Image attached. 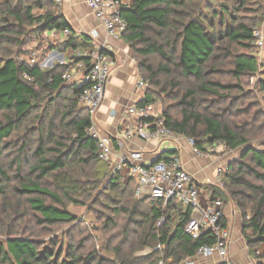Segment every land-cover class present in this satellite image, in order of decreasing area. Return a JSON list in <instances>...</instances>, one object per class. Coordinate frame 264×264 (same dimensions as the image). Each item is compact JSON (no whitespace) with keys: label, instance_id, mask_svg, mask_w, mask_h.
<instances>
[{"label":"trees","instance_id":"16d2710c","mask_svg":"<svg viewBox=\"0 0 264 264\" xmlns=\"http://www.w3.org/2000/svg\"><path fill=\"white\" fill-rule=\"evenodd\" d=\"M249 1L222 0L217 11L203 0H133L120 9L127 23L121 38L132 51L141 78L148 74L146 79L154 85L159 73L171 74L175 69L181 77L198 81L182 96L180 119L166 111L159 115L165 127L193 139L200 152L215 143L236 149L249 140L219 115L196 111L198 91L220 95V89L232 88L205 77L217 70L213 68H218L224 39L243 47L255 39L254 27L239 21ZM34 9L42 12L34 13ZM65 28L69 34L50 43L47 50L76 49L82 45L79 38L84 43L88 36L77 35L51 0H0V235L5 237V242L0 241V264H104L110 258L115 264H159L161 260L179 264L194 256L201 245L212 244L214 237L209 232L196 239L185 234L188 207L175 199L165 204L138 198L136 181L112 173L109 163L98 158L97 141L88 132L92 121L76 99L83 86L65 84L62 79L68 67L81 61L87 67L89 59L42 68L35 60L29 64L27 51L5 48L21 46L27 36L39 39L45 32ZM100 51L112 57L108 50ZM155 55L160 57L156 68L147 59ZM257 70L253 55L236 56L233 72L237 77ZM261 89L264 92V82ZM63 91L71 96L61 106L57 101ZM139 103L154 105L149 86ZM7 154L8 162H4ZM167 154L161 153L156 160L170 158ZM103 182L115 192L111 199L115 206L98 229L97 246L87 248L83 221L67 209V203L83 204ZM208 188L210 199L236 203L249 254L255 264H263L256 249L264 244V148H245L238 163L227 164L222 186ZM161 215L164 221L158 224ZM32 222L46 227L75 224L76 228L62 232L67 243L54 252L34 237Z\"/></svg>","mask_w":264,"mask_h":264},{"label":"built area","instance_id":"2783aa9c","mask_svg":"<svg viewBox=\"0 0 264 264\" xmlns=\"http://www.w3.org/2000/svg\"><path fill=\"white\" fill-rule=\"evenodd\" d=\"M51 1L55 7L59 8L64 0ZM85 3L104 26L109 36L121 37L127 27L126 21L120 16L122 0H85ZM61 32L63 40L70 31L65 28ZM253 36L257 40V44L262 45L264 36L262 29L254 27ZM70 51L71 57L60 63H67L73 59H89L87 67L83 61L78 62L74 67H68L62 75V79L83 86L76 95V99L80 106L87 109L92 121L88 132L97 141L98 158L109 163L112 173L120 174L126 179L133 178L136 181L135 195L138 198L159 199L165 204L175 199L184 207H188L190 216L184 226L185 234L196 239L199 235L209 232L214 237L212 244L201 245L194 256L182 260L179 264H196L197 258L212 257H215L212 264H236L230 259L228 253L231 230L224 213V200L215 198L203 202L197 178L181 166L178 157L159 159L145 164L143 153L140 150L125 149V140L133 136L143 140L158 139L160 141L175 140L182 135L163 125V119L156 114L151 103L140 104L139 102L128 106L127 114L133 123L132 126L124 130L120 138L114 141L109 135L99 132L93 125V117L103 101L104 89L110 73V58L98 47L89 50L76 48L70 49ZM33 62L34 60H31L29 64ZM80 69H83L84 73L79 76ZM147 86V81L142 78L137 79V88L145 90ZM187 141L194 147L193 139L187 137ZM215 145L221 144L215 143ZM115 147L118 152L112 157ZM207 152L213 153L215 148L210 147ZM226 168L227 165L216 168L215 185L218 187L222 186V177ZM163 221L164 215H161L157 222L161 224ZM156 249H161V246L157 245ZM159 264H164L163 260L159 261Z\"/></svg>","mask_w":264,"mask_h":264},{"label":"rangeland","instance_id":"374dc122","mask_svg":"<svg viewBox=\"0 0 264 264\" xmlns=\"http://www.w3.org/2000/svg\"><path fill=\"white\" fill-rule=\"evenodd\" d=\"M204 1L211 3L212 8L218 11V5L222 0H203V2ZM246 7L247 8L241 10L240 15H242V17L239 21L249 24L252 27L262 29L264 34V0H251L247 2ZM33 12L38 13L42 11L34 9ZM216 21L217 18H215V22ZM49 44L50 42L44 37V34L39 37V39L33 38L31 35L25 37V42L21 46L10 44L6 45L5 48L13 52L17 50L27 51L29 55L27 58L28 61L35 60L42 68H51L55 67L58 63L55 62L51 64L48 61L44 64L47 58L45 54L51 52V50H47ZM218 53V68H213L217 69L214 72H208L205 79L218 81L225 85L228 84L231 85L232 88L230 90L220 89V95H215L206 91H198L196 111L204 115H219L221 120L228 122L237 132L249 138L244 145L236 149L226 148L221 144L223 152H230L231 160L238 163L245 148H264V92L261 89V84L264 82V36L262 45L257 44V40L253 39L248 47H243L238 43H229L224 39ZM238 54L253 55L256 59L258 70L255 73L245 72L237 77L233 72V68L234 60ZM0 55H2V53H0ZM147 59L154 68L160 63V57L158 55L150 56ZM169 67L173 69V65L171 66L170 64ZM147 76L148 74H146L144 78L142 77V79H145L150 87V95L154 102L153 106L156 114L159 115L160 111H166L172 118L180 119L184 109L181 103L182 96L188 87L198 85V81L193 78L181 77L179 72L175 69L171 74L163 71L159 73L156 77L157 83L154 85H151L150 81L146 79ZM175 81H178V84H175ZM65 84H67V82ZM62 96L57 101V104L61 106L64 105L67 97L71 95L69 92L63 91ZM199 130L202 132L203 128L199 127ZM203 139L205 140L206 138L203 137ZM47 144L49 146L52 145L51 142ZM8 158L9 156L7 154V156H4L3 161L8 162ZM23 168L25 172L28 166L24 164ZM123 179L125 180L126 178ZM15 183L16 180L13 181V184ZM114 196L115 192L111 191L103 182L98 188H95L91 192V195L87 200H84L83 204L67 203V209L74 214L79 221H83V228L85 229L83 239H85L87 248L94 245L97 246V239L100 236L98 229L102 227L104 219L112 214V207L115 205L111 202V199ZM94 201L96 202L93 203ZM240 218L242 234L241 212ZM31 227L34 228V237L38 239V241L43 243L48 249L57 252L61 249L62 245L65 246L67 243L65 237L62 236V232H66L67 230L73 231L76 225L60 224L46 227L43 225L35 226V223L32 222ZM0 241L5 242V237L3 235H0ZM138 254H143V251L136 255ZM256 254L260 256L258 258L259 262L264 264V245L260 244L257 246ZM250 257L253 259L251 254ZM114 262L115 260L110 258L109 262L104 264H115Z\"/></svg>","mask_w":264,"mask_h":264},{"label":"crops","instance_id":"0c3cea01","mask_svg":"<svg viewBox=\"0 0 264 264\" xmlns=\"http://www.w3.org/2000/svg\"><path fill=\"white\" fill-rule=\"evenodd\" d=\"M133 0H122L123 5H129ZM68 21L77 35L88 36L87 42H82L79 38V49L89 50L103 48L111 52L110 73L105 85L103 101L98 111L93 117V125L99 132L109 135L114 141L120 138L127 128L132 126V119L127 114V108L133 103L141 101L145 90L136 87L137 79L141 78L136 60L127 43L121 38L109 36L104 26L95 17L93 11L86 5L85 0H64L63 4L57 8ZM44 37L50 42L62 40V32L53 30L44 33ZM55 51V52H54ZM71 51L51 50L45 55L46 62L54 64L71 57ZM84 73L79 70V76ZM215 152H199L191 146L187 137L181 136L175 140H143L136 136L125 140L126 150H140L143 153V162L150 164L154 162L163 152H169V157H178L181 166L195 176L201 193V200H210L209 185H215L216 168L227 165L231 161L230 152H223L221 145L213 144ZM210 148V147H209ZM118 152L115 147L112 157ZM224 213L231 230V238L228 244L230 259L236 264H255V260L250 257L246 240L241 234L240 212L235 202L224 200ZM264 245V244H263ZM188 259V258H187ZM215 257L208 259L197 258L196 264H212Z\"/></svg>","mask_w":264,"mask_h":264},{"label":"water","instance_id":"95a60500","mask_svg":"<svg viewBox=\"0 0 264 264\" xmlns=\"http://www.w3.org/2000/svg\"><path fill=\"white\" fill-rule=\"evenodd\" d=\"M55 52V51H54ZM247 148H250V147H247Z\"/></svg>","mask_w":264,"mask_h":264}]
</instances>
